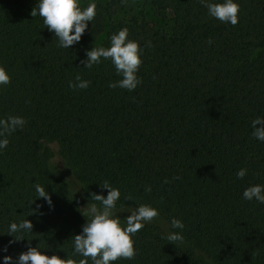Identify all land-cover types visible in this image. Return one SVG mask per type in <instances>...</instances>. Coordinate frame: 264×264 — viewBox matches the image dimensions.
Wrapping results in <instances>:
<instances>
[{
    "label": "trees",
    "instance_id": "16d2710c",
    "mask_svg": "<svg viewBox=\"0 0 264 264\" xmlns=\"http://www.w3.org/2000/svg\"><path fill=\"white\" fill-rule=\"evenodd\" d=\"M94 2V20L68 50L31 17L36 0H0V67L10 77L0 118L27 122L0 153V248L24 240L0 256L15 258L30 243L79 264L71 238L88 219V193L106 195L107 181L120 190L121 227L130 208L159 212L132 237L135 257L111 264H264V205L242 199L264 185V143L251 136L252 120L264 117V0H235V26L208 17L199 0ZM121 28L142 49L131 92L108 87L121 79L110 60L80 63ZM77 75L87 89L69 88ZM241 168L247 174L237 179ZM173 218L185 226L183 243L162 238L179 231ZM25 219L32 233L7 235Z\"/></svg>",
    "mask_w": 264,
    "mask_h": 264
},
{
    "label": "clouds",
    "instance_id": "9594fccd",
    "mask_svg": "<svg viewBox=\"0 0 264 264\" xmlns=\"http://www.w3.org/2000/svg\"><path fill=\"white\" fill-rule=\"evenodd\" d=\"M199 2L207 10L208 17L231 26L238 23L240 6L235 0H223L222 3H214L212 0H199ZM30 15L42 18L44 28H47L48 32L56 38L57 46L69 50L71 46L81 41L82 35L94 20L96 3L93 0L88 3L87 7L81 8L80 0H36ZM109 41L110 47H91L90 50H86L85 58L80 63L87 70L100 64L102 60H110L116 75L121 79L109 83L108 87L131 92L141 83L137 72L142 63V49L137 42L128 39L127 28H121L112 34ZM9 83V75L3 67H0V86H7ZM89 85L90 81L82 80L79 75L75 77V82L69 81L68 84L73 90L87 89ZM26 123V120L19 116L0 118V153L8 147L7 137L18 129L22 130ZM251 127L253 129L252 138L264 143V117L252 120ZM246 174L247 170L241 168L236 172V178L243 179ZM99 187L102 191L106 190L107 194L88 193L87 207L83 208L85 211L82 214L88 219L81 226L79 234L71 238L72 256L83 258L79 260V264H88L89 260L91 264H111L120 259L132 260L136 255L132 237L145 225L152 223L159 216V212L156 208L146 204L130 208V214L125 217V226L121 227L120 217L115 211L116 202L120 198V190L113 188L107 181ZM34 190L38 199L42 198L51 209L52 201L45 188L37 184L34 185ZM145 191L150 192L151 188L146 187ZM242 199L264 205V185L254 184L245 188L242 192ZM41 207L37 205L33 213L38 212ZM32 227V223L27 219L19 223L12 222L8 226L7 235L14 237L15 234L32 233ZM170 227L179 231H170L162 238L166 239L169 244L183 243L182 232L185 227L183 222L173 218L170 221ZM22 240H24L22 235H16L13 240H9L8 245L0 248V253H7L8 247ZM25 247L27 250L20 252L15 258L10 255L0 256V264H76L73 259H62L55 254L51 256L43 254L37 246L32 247L30 243Z\"/></svg>",
    "mask_w": 264,
    "mask_h": 264
}]
</instances>
